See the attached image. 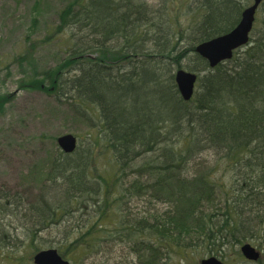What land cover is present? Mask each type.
Masks as SVG:
<instances>
[{
	"label": "trees",
	"instance_id": "trees-1",
	"mask_svg": "<svg viewBox=\"0 0 264 264\" xmlns=\"http://www.w3.org/2000/svg\"><path fill=\"white\" fill-rule=\"evenodd\" d=\"M171 1L70 0L59 10L47 40L66 56L23 86L69 106L90 139L70 154L57 148L36 198L3 209L34 224L29 256L8 246V264H31L51 247L75 261L114 242L133 252V264H174L175 255L185 264L190 255L223 256L249 236L261 215L244 218V208L264 193V19L232 59L211 68L196 45L232 30L253 0ZM178 9L193 10L187 25ZM37 49L23 55L28 66ZM91 51L127 60L85 59ZM181 68L199 74L189 101L175 80ZM138 199L164 209L133 213L128 204ZM54 230L52 240L36 238ZM5 246L2 238V258Z\"/></svg>",
	"mask_w": 264,
	"mask_h": 264
},
{
	"label": "rangeland",
	"instance_id": "rangeland-1",
	"mask_svg": "<svg viewBox=\"0 0 264 264\" xmlns=\"http://www.w3.org/2000/svg\"><path fill=\"white\" fill-rule=\"evenodd\" d=\"M70 0H0V240H5L6 255L0 257V264H8L11 259L7 255L8 246H18V251L28 257L30 249L27 248L26 231L32 237L31 230L34 224L25 228L24 219H17L13 213L4 215L3 209L8 206L20 204L21 201H33L40 192L43 180L42 174L49 166L59 148L57 138L71 133L78 137V144L85 147L90 139L89 126L69 106L59 102L55 96L43 90L23 86L24 82L31 81V76H40L46 70L55 69L66 56L63 45L47 40L49 32L59 24L58 12ZM158 4V0H146ZM162 1V0H160ZM171 0H166V4ZM194 0H189L192 4ZM195 10V6H192ZM175 11L180 23L188 24V18L193 11ZM258 11L259 20L264 19V7ZM51 39V38H50ZM30 44L38 48L35 52V65L28 66L23 55L29 50ZM23 57V58H22ZM122 57V56H121ZM114 52L100 53L91 51L85 54L87 58H98L108 64L126 61ZM118 60V61H117ZM7 100V101H6ZM6 102V103H5ZM61 150V149H60ZM213 161L211 155H204L201 161ZM209 162V163H210ZM102 168V162L98 164ZM223 180H227L229 173H221ZM129 210L133 213H153L154 208L161 211L162 204H153L145 199L134 200L129 203ZM246 203L243 217L252 216L253 220L249 236L244 242H250L261 251V258L251 261L235 253V248H227L225 255H215L227 264H264V193L253 201ZM254 206L256 210H254ZM10 212V211H9ZM74 219V223L77 221ZM112 222L108 221L107 228L113 229ZM260 229V231H259ZM25 236V237H24ZM56 236L55 230L38 234L37 239L52 240ZM25 246V248H24ZM1 251V250H0ZM124 245L114 242L109 243L98 255L83 257L82 253L73 264H133L135 258ZM211 256V255H210ZM84 258L79 261V258ZM189 256L185 264H198L202 258L195 254ZM13 258V257H12ZM179 261V256L174 257V264ZM197 261V263H196ZM30 264V263H26ZM31 264H34L33 262Z\"/></svg>",
	"mask_w": 264,
	"mask_h": 264
},
{
	"label": "water",
	"instance_id": "water-1",
	"mask_svg": "<svg viewBox=\"0 0 264 264\" xmlns=\"http://www.w3.org/2000/svg\"><path fill=\"white\" fill-rule=\"evenodd\" d=\"M263 0H253L241 15L239 23L229 32L197 44L196 52L205 58L211 67L231 59L234 51L245 46L250 39V34L256 19V12ZM180 94L188 101L194 95L198 75L194 72L179 69L175 75ZM59 147L65 153H73L78 144V139L71 133L64 134L57 139ZM241 251L249 260H258L260 252L250 243L241 246ZM35 264H72L63 258L56 248H47L34 255ZM199 264H226L219 258L211 256L204 258Z\"/></svg>",
	"mask_w": 264,
	"mask_h": 264
}]
</instances>
